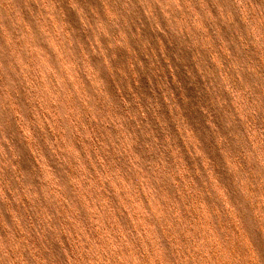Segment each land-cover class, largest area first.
I'll return each mask as SVG.
<instances>
[{
    "label": "rangeland",
    "instance_id": "rangeland-1",
    "mask_svg": "<svg viewBox=\"0 0 264 264\" xmlns=\"http://www.w3.org/2000/svg\"><path fill=\"white\" fill-rule=\"evenodd\" d=\"M0 264H264V0H0Z\"/></svg>",
    "mask_w": 264,
    "mask_h": 264
}]
</instances>
